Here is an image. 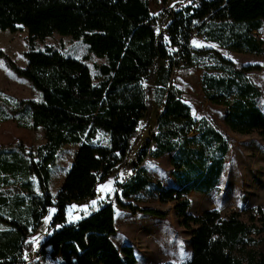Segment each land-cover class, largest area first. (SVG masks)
I'll list each match as a JSON object with an SVG mask.
<instances>
[{
	"label": "trees",
	"instance_id": "obj_1",
	"mask_svg": "<svg viewBox=\"0 0 264 264\" xmlns=\"http://www.w3.org/2000/svg\"><path fill=\"white\" fill-rule=\"evenodd\" d=\"M163 12L170 17L168 40L156 29L149 0H0V30L28 29V63L20 66L1 48L0 55L40 92L39 99L0 97V114L16 117L20 125L26 120L31 129L42 127L45 136L34 148L22 141L0 144V264H135V247L114 241L118 228L112 201L77 221L68 220L67 209L94 198L98 185L126 166L134 174L119 184L118 204L134 214L166 217L168 210L123 200L151 185L144 159L166 154L170 181L157 182L154 189L162 202H173L178 224L190 231L192 255L157 264H264V205L247 218L217 208L199 214L190 210L192 191L208 195L220 184L230 144L216 127L194 116L172 82L175 69L198 64L200 53L210 52L222 65L233 66L219 50L195 47V33L237 52H260L264 0L177 1ZM53 33L82 40L106 61L94 64L93 74L84 59L52 44L41 48L36 40ZM260 68L246 64L222 76L204 72L202 84L212 102L227 106L229 129L257 133L264 141L262 94L244 74ZM156 91L164 96L156 131L137 159L128 162L140 121L150 123ZM99 131L109 135L108 143L94 141ZM66 143H79V148L54 195L50 166ZM53 205L51 232L34 251L32 235Z\"/></svg>",
	"mask_w": 264,
	"mask_h": 264
},
{
	"label": "rangeland",
	"instance_id": "obj_2",
	"mask_svg": "<svg viewBox=\"0 0 264 264\" xmlns=\"http://www.w3.org/2000/svg\"><path fill=\"white\" fill-rule=\"evenodd\" d=\"M151 13L156 17V29L163 32L166 39L168 35L166 26L170 21L164 9L177 1L186 0H149ZM190 1V0H187ZM262 46L260 52H237L221 46L217 42H210L203 36L194 34L192 44L197 48H215L224 56L231 58L232 65H222L210 52L200 53L198 64L189 67L176 68L172 82L182 91V98L187 101L193 109V113L201 120H207L216 127L227 138L230 149L226 156V168L219 186L208 195L200 192H191L190 210L199 214L208 208H217L222 214L229 211H237L242 217L255 211L259 205H264V141L257 133L241 135L229 129L224 123L226 107L211 102L205 95L202 85L204 72L214 76L232 74L235 68H240L246 64H259L260 69L244 71L247 76L259 87L261 91L260 105L264 109V28L260 29ZM28 29L22 28L17 32L9 29L0 30V48L3 49L20 66L28 63L24 52L27 50ZM38 45L43 48L47 44L61 48L66 54L84 59L96 74L94 64L106 61L104 57H99L90 51L88 44L82 40L69 35L53 33L45 39H37ZM172 51L174 46L170 47ZM167 63V61H161ZM229 69H226L227 67ZM157 86V84H155ZM16 97L35 99L40 98V92L32 87L27 77L18 74L10 67L3 56L0 55V97ZM164 107V96L156 91L153 94V109L148 126L145 120L140 121V126L136 137L132 141V148L128 153L127 161L137 159L139 151L145 141L156 131V120L159 111ZM13 127L5 128L0 126V144H12L22 141L29 148H34L45 141L42 127L36 130L20 129L16 124ZM95 142L108 143L109 135L99 131L94 139ZM79 148V143L64 144L57 155L55 163L50 166L49 189L56 195L62 185L66 171L70 167L74 154ZM142 165L150 174L152 183L138 194L124 201H131L135 204L157 207L168 210L166 217H159L150 214L132 213L129 209L121 207L116 201V191L121 192L119 187L128 179L134 170L132 167H119L105 182L100 183L97 188L95 199L85 202H75L67 209L68 220L77 221L93 209H97L101 203L112 201L117 209L115 222L118 232L113 236L114 241L119 245L130 243L135 247L137 262L135 264H157L166 261L182 262L192 255L191 233L178 224L173 211V202H162L157 195L154 186L157 182L168 184L170 181L169 155L161 157L147 156ZM110 185L112 191L101 190L103 186ZM96 201L95 206L92 202ZM50 206L41 219L39 229L32 235L34 251L40 249L42 242L47 237L49 224L54 213ZM0 228L4 225L0 224ZM49 249V247H48ZM26 256V255H24ZM51 264H56L50 260Z\"/></svg>",
	"mask_w": 264,
	"mask_h": 264
},
{
	"label": "crops",
	"instance_id": "obj_3",
	"mask_svg": "<svg viewBox=\"0 0 264 264\" xmlns=\"http://www.w3.org/2000/svg\"><path fill=\"white\" fill-rule=\"evenodd\" d=\"M201 36H203L204 37V35H201ZM204 39H206L205 37H204ZM206 40H208V39H206ZM208 41H210V42H215V41H212V40H208ZM203 85V84H202ZM182 94V93H181ZM206 95V94H205ZM182 96V95H181ZM206 97H207V95H206ZM208 98V97H207ZM183 99V98H182ZM209 99V98H208ZM184 100V99H183ZM210 100V99H209ZM185 101V100H184ZM211 101V100H210ZM187 102V101H186ZM212 102V101H211ZM188 103V102H187ZM213 103H215V102H213ZM189 104V103H188ZM216 104H218V105H223V104H219V103H216ZM190 105V104H189ZM191 106V105H190ZM223 106H225L226 107V110H227V106L226 105H223ZM191 108H192V106H191ZM192 112H193V109H192ZM225 113H226V111H225ZM194 114V113H193ZM195 116V115H194ZM225 116V115H224ZM196 117V116H195ZM196 118H198V119H201V118H199V117H196ZM23 120V119H22ZM23 122H24V125H20V123L17 121V118L16 117H9V118H3L2 117V115L0 114V126H2L3 125V127H5V128H8L9 126H11V127H13L14 128V124H16L20 129H31V128H29V127H27V126H25L26 124L25 123H27V121L26 120H23ZM32 130H36V129H32ZM170 164V163H169ZM169 176H170V178H171V166H170V172H169ZM219 186V185H218ZM192 192H194V191H192ZM198 192V191H197ZM201 193V192H200ZM191 194V193H190ZM202 194H205V193H202ZM57 195V194H56ZM207 195V194H206ZM91 199H95V198H91ZM73 204V203H72ZM102 204V203H101ZM71 205V204H70ZM69 205V206H70ZM69 206H68V208H69ZM52 208V213H54L55 212V209L53 208V207H51ZM94 210H96V209H93V210H91L89 213H91L92 211H94ZM115 210H116V213H117V209H116V207H115ZM89 213H87V214H89ZM86 214V215H87ZM116 220V219H115ZM51 232V230L49 231V233ZM48 233V234H49Z\"/></svg>",
	"mask_w": 264,
	"mask_h": 264
},
{
	"label": "snow or ice",
	"instance_id": "obj_4",
	"mask_svg": "<svg viewBox=\"0 0 264 264\" xmlns=\"http://www.w3.org/2000/svg\"><path fill=\"white\" fill-rule=\"evenodd\" d=\"M105 189H107L108 191H112L110 185L103 186V188H102L101 190L103 191V190H105ZM95 204H96V201H93V202H92V205L95 206Z\"/></svg>",
	"mask_w": 264,
	"mask_h": 264
},
{
	"label": "built area",
	"instance_id": "obj_5",
	"mask_svg": "<svg viewBox=\"0 0 264 264\" xmlns=\"http://www.w3.org/2000/svg\"><path fill=\"white\" fill-rule=\"evenodd\" d=\"M258 37L260 38V35L258 34Z\"/></svg>",
	"mask_w": 264,
	"mask_h": 264
},
{
	"label": "water",
	"instance_id": "obj_6",
	"mask_svg": "<svg viewBox=\"0 0 264 264\" xmlns=\"http://www.w3.org/2000/svg\"><path fill=\"white\" fill-rule=\"evenodd\" d=\"M75 259V258H74Z\"/></svg>",
	"mask_w": 264,
	"mask_h": 264
}]
</instances>
